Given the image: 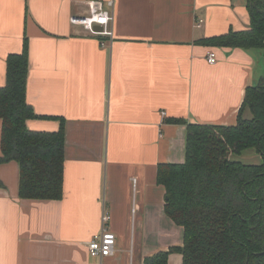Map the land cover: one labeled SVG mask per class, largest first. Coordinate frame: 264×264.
I'll use <instances>...</instances> for the list:
<instances>
[{"label": "crops", "instance_id": "crops-1", "mask_svg": "<svg viewBox=\"0 0 264 264\" xmlns=\"http://www.w3.org/2000/svg\"><path fill=\"white\" fill-rule=\"evenodd\" d=\"M88 1L0 0V86L26 35L27 101L47 116L27 126L58 131L64 119L66 129L61 199L21 197L19 163H0V264H144L182 245L158 181L160 164L185 160L186 125L171 119L234 125L246 88L260 81L264 53L198 43L249 28L248 0H102L113 37L71 23L90 13ZM1 135L0 119V154ZM105 212L116 253L92 257L86 243ZM168 264L183 255L171 252Z\"/></svg>", "mask_w": 264, "mask_h": 264}, {"label": "trees", "instance_id": "trees-1", "mask_svg": "<svg viewBox=\"0 0 264 264\" xmlns=\"http://www.w3.org/2000/svg\"><path fill=\"white\" fill-rule=\"evenodd\" d=\"M247 8L249 28L198 43L263 54L264 0H248ZM29 70L25 35L22 51L7 57L0 86V163H19L21 197L57 200L63 197L65 122L52 132L28 128V120L47 117L27 101ZM171 122L186 125L185 160L160 164L158 181L166 187L167 215L183 227V243L146 257L144 264H168L171 252L181 253L183 264H264V79L246 88L234 125ZM250 148L262 162L235 159Z\"/></svg>", "mask_w": 264, "mask_h": 264}, {"label": "built area", "instance_id": "built-area-1", "mask_svg": "<svg viewBox=\"0 0 264 264\" xmlns=\"http://www.w3.org/2000/svg\"><path fill=\"white\" fill-rule=\"evenodd\" d=\"M88 2L90 13L88 15L72 16L70 18L71 23L82 25L85 29L89 30L94 35L113 37V13L109 9H107L105 3L102 0H90ZM108 5L110 7H113V0H110L108 2ZM201 23L202 20L198 19L197 26L200 27ZM97 25L103 27L101 31L95 30V26ZM207 59L210 63H215L217 60L216 52H209ZM164 114L165 112H163V115ZM133 183L134 185L136 184V179H133ZM135 211L136 207L133 206V216L135 214ZM102 220L103 226L101 232L95 235L90 241L86 243L88 252L92 257L104 258L113 256L116 253V234L106 227V223L110 220V214L108 212H105Z\"/></svg>", "mask_w": 264, "mask_h": 264}, {"label": "rangeland", "instance_id": "rangeland-1", "mask_svg": "<svg viewBox=\"0 0 264 264\" xmlns=\"http://www.w3.org/2000/svg\"><path fill=\"white\" fill-rule=\"evenodd\" d=\"M258 71V72H257ZM263 75H259V74ZM256 75L264 77V56L259 59L256 66ZM261 77L259 78L261 80ZM235 159L240 160L245 163H260L262 162L261 155L257 152L255 148H250L244 150L240 155H236ZM117 244V243H116Z\"/></svg>", "mask_w": 264, "mask_h": 264}, {"label": "water", "instance_id": "water-1", "mask_svg": "<svg viewBox=\"0 0 264 264\" xmlns=\"http://www.w3.org/2000/svg\"><path fill=\"white\" fill-rule=\"evenodd\" d=\"M102 26H100V25H97V26H95V30H97V31H101L102 30Z\"/></svg>", "mask_w": 264, "mask_h": 264}]
</instances>
